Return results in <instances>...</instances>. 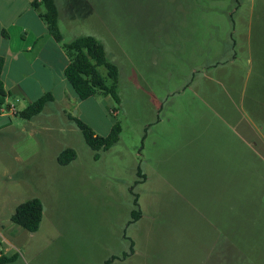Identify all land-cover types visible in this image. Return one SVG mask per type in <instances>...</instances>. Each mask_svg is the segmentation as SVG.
I'll list each match as a JSON object with an SVG mask.
<instances>
[{
    "label": "rangeland",
    "instance_id": "rangeland-1",
    "mask_svg": "<svg viewBox=\"0 0 264 264\" xmlns=\"http://www.w3.org/2000/svg\"><path fill=\"white\" fill-rule=\"evenodd\" d=\"M55 3L64 43L103 46L118 100L1 119L8 264H264V0ZM72 117L98 136L118 126L117 141L92 150ZM66 148L75 156L60 165ZM31 198L35 232L10 221Z\"/></svg>",
    "mask_w": 264,
    "mask_h": 264
},
{
    "label": "crops",
    "instance_id": "crops-1",
    "mask_svg": "<svg viewBox=\"0 0 264 264\" xmlns=\"http://www.w3.org/2000/svg\"><path fill=\"white\" fill-rule=\"evenodd\" d=\"M31 1L0 0V80L5 94L0 108V128L8 123L2 118L18 115L20 110L47 93L51 100L44 108L56 103L62 107L79 106L64 77L70 58L63 48L64 34L59 22L61 41L49 32L40 15L41 6H33ZM64 115L68 117L67 113Z\"/></svg>",
    "mask_w": 264,
    "mask_h": 264
},
{
    "label": "trees",
    "instance_id": "trees-1",
    "mask_svg": "<svg viewBox=\"0 0 264 264\" xmlns=\"http://www.w3.org/2000/svg\"><path fill=\"white\" fill-rule=\"evenodd\" d=\"M33 6H41L40 15L45 21L47 28L51 35L57 40H62V33L58 26V9L55 0H32ZM63 48L69 55V64L64 69V77L70 89L78 100H84L97 93L104 96H110L115 101L118 97L115 92V84L117 79L116 67L105 60L103 46L91 34L80 35L72 38L68 43L63 44ZM98 66H104L107 70V76L112 80L108 86L104 79L97 71ZM2 68V59L0 58V74ZM5 94L3 91L2 82L0 80V108L3 104ZM51 100L50 94H45L28 104L24 109L17 114L23 119H31L39 114L44 105ZM72 121L81 131L84 141L92 150H106L109 146L117 141L119 127L114 126L107 136L96 135L88 126L81 122L78 118L72 117ZM75 153L72 149L66 148L59 152L56 161L60 165L68 164L73 160ZM139 180L144 179V175L137 171ZM136 206V197L133 200ZM141 215L140 210H133L131 212V220L128 223H133L139 219ZM42 217V203L38 198H31L18 204L12 215L10 221L28 232H35L38 229ZM132 243H130V253ZM15 255L6 256L1 250L0 243V264H8ZM117 256H111L105 260V264H110L111 261L118 259Z\"/></svg>",
    "mask_w": 264,
    "mask_h": 264
}]
</instances>
